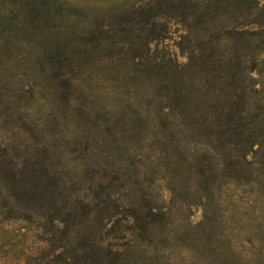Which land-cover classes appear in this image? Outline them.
Listing matches in <instances>:
<instances>
[{
    "label": "rangeland",
    "instance_id": "1",
    "mask_svg": "<svg viewBox=\"0 0 264 264\" xmlns=\"http://www.w3.org/2000/svg\"><path fill=\"white\" fill-rule=\"evenodd\" d=\"M52 1L60 2L64 19L58 23L63 31L67 28L70 46L79 49L86 29L115 17L123 0ZM80 30L78 39L72 36ZM7 34L10 44L0 53V142L17 147L15 156L29 142L54 158L65 180L63 193L90 206L86 236H101L112 227L128 229L133 221L128 222L122 206L145 201L156 209L149 217V234L129 230L125 240L116 242L126 245L125 264H264V171L254 159H242L240 150L228 147L225 154L231 156L222 157L216 167L202 164L201 145L168 127L153 99L143 94L146 85L133 77L138 73L123 72L129 66L106 42L90 45L94 50L82 57L68 53L70 87L57 101L50 84L27 62V36ZM171 43L158 44L157 53ZM22 85L32 94H20ZM30 126L36 129L33 135ZM199 164L210 167L216 178L209 188L201 185ZM4 184L0 175V202L7 193ZM106 206L103 214L110 218L99 224L96 211ZM41 236L42 230L26 222L4 223L0 214V246L9 243L0 255L42 250ZM82 244L75 239L69 249Z\"/></svg>",
    "mask_w": 264,
    "mask_h": 264
},
{
    "label": "trees",
    "instance_id": "2",
    "mask_svg": "<svg viewBox=\"0 0 264 264\" xmlns=\"http://www.w3.org/2000/svg\"><path fill=\"white\" fill-rule=\"evenodd\" d=\"M60 5L52 0H0V53L10 44L8 32L27 36V62L61 101L70 87L67 69L72 62L68 53L77 51V57H82L93 49L90 45L106 42L118 50L120 63L129 66L123 72L138 73L133 77L146 85L143 94L153 99L155 110L165 116L168 127L201 145L202 164L213 162L216 167L222 157L231 156L225 154L227 148L235 147L242 159L251 157L264 171V3L123 0L114 11L115 17L86 29L88 36L79 49L70 46L65 37L67 28L63 31L58 23L64 19ZM79 34L81 30L72 32L76 39ZM167 40L172 41L169 48L158 54L157 45ZM28 87L22 85L18 92L32 94ZM35 130L29 127L30 134ZM169 136L177 138L170 132ZM37 147L24 142L15 156L17 147L0 142V175L7 192L2 194L0 214L4 223L22 221L42 230L38 239L46 247L20 256L1 253L0 264H125L126 245L116 242L125 240L129 230L149 234V217L156 209L145 201L137 207L122 206L133 226L86 236L89 204L77 198L72 201L74 196L63 193L65 180L56 171L54 158L47 157L46 151L42 155ZM202 164L201 185L209 188L216 178L211 168ZM94 204L98 207L99 202ZM107 207L96 211L97 223L110 218L103 214ZM75 239L83 244L70 250Z\"/></svg>",
    "mask_w": 264,
    "mask_h": 264
}]
</instances>
